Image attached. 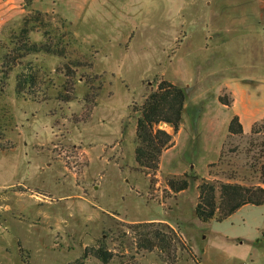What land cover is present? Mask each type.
Masks as SVG:
<instances>
[{
    "label": "rangeland",
    "instance_id": "rangeland-1",
    "mask_svg": "<svg viewBox=\"0 0 264 264\" xmlns=\"http://www.w3.org/2000/svg\"><path fill=\"white\" fill-rule=\"evenodd\" d=\"M43 1L0 23V264H264V204L222 221L194 214L201 178L264 175V116L228 132L230 83L264 76V0ZM24 18L27 39L16 37ZM17 41L61 55L30 53L5 80L1 57L14 60ZM17 73L35 75L37 99L16 94ZM161 80L185 103L177 131L158 125L173 143L148 171L134 159L136 109ZM182 177L188 187L171 190ZM145 227L169 249L140 247ZM101 245L107 262L92 255Z\"/></svg>",
    "mask_w": 264,
    "mask_h": 264
},
{
    "label": "trees",
    "instance_id": "trees-1",
    "mask_svg": "<svg viewBox=\"0 0 264 264\" xmlns=\"http://www.w3.org/2000/svg\"><path fill=\"white\" fill-rule=\"evenodd\" d=\"M24 8H29L33 0H23ZM36 16H40L41 12L35 10ZM32 26L29 25L28 18H24L23 26L20 28V33L16 37H26L27 32L31 31ZM20 41V40H19ZM17 41V47L14 46L12 51H15V58L10 59L4 53L1 57L2 60H7V71H4L3 78L6 80L8 74L12 68L18 63L17 59H22L30 53H36L44 51L52 54H60L56 49L54 50L49 42L26 44L23 42V46H20ZM9 61V63H8ZM74 65L79 66L82 64ZM19 65V64H18ZM69 67V65H66ZM38 81L33 73L24 75L23 73L16 74L15 92L17 95L23 97H36L35 85ZM185 103V92L182 87L171 83L166 80H161L157 83L156 88L152 89L146 95L144 101L136 109V126H135V147H134V159L139 168L154 171L158 167V159L162 151L172 145V134L165 129L159 128L161 122L167 123L172 127L173 131H177L182 120L183 109ZM221 103L229 105L228 101L222 100ZM255 125L253 124L251 131H255ZM228 132L241 134L244 133L242 123L237 115H233L228 124ZM3 137V132L0 131V137ZM167 184L171 190L178 192L188 187V180L185 177L175 179L170 178L167 180ZM263 205L264 204V175L258 181L252 184H244L238 182L220 181L218 184L201 178L198 184V196L194 206L195 216L202 221H209L215 219L216 221H222L232 213L237 211L244 205ZM150 226L151 222H145L143 224L137 223L135 226ZM140 247L146 249H153V247H159L166 250L171 246L170 240L159 229H138ZM85 255V252L82 256ZM92 255L107 262L111 253L105 249V245H101L92 248ZM76 264H82L79 260H75ZM132 264V263H125Z\"/></svg>",
    "mask_w": 264,
    "mask_h": 264
},
{
    "label": "crops",
    "instance_id": "crops-1",
    "mask_svg": "<svg viewBox=\"0 0 264 264\" xmlns=\"http://www.w3.org/2000/svg\"><path fill=\"white\" fill-rule=\"evenodd\" d=\"M41 0H34L33 7L41 9L38 2ZM55 0H44V6L51 7ZM68 0L69 5L74 9L75 7H85L89 0ZM107 1L108 0H101ZM74 4V5H73ZM101 4V3H100ZM24 7L23 0H0V23L5 24L9 21V17L17 15L18 12L22 13ZM83 9V8H82ZM261 22L260 20L257 23ZM262 37V36H261ZM264 41L263 37L259 39ZM256 48L258 49V39L256 40ZM264 48V42L261 43ZM253 53V51L251 52ZM244 81L235 79L236 82L230 83L231 93L233 95V108L234 113L238 115L240 121H246L249 131L255 121L264 114V76H247L240 78ZM245 85H240L242 83ZM238 103V104H237ZM262 111V112H261ZM243 123V122H241ZM244 131L245 126L242 124ZM248 131V132H249ZM244 133H247L244 131ZM252 260V264H262L261 261Z\"/></svg>",
    "mask_w": 264,
    "mask_h": 264
},
{
    "label": "built area",
    "instance_id": "built-area-1",
    "mask_svg": "<svg viewBox=\"0 0 264 264\" xmlns=\"http://www.w3.org/2000/svg\"><path fill=\"white\" fill-rule=\"evenodd\" d=\"M237 264H251V263H248V262H239Z\"/></svg>",
    "mask_w": 264,
    "mask_h": 264
},
{
    "label": "water",
    "instance_id": "water-1",
    "mask_svg": "<svg viewBox=\"0 0 264 264\" xmlns=\"http://www.w3.org/2000/svg\"><path fill=\"white\" fill-rule=\"evenodd\" d=\"M163 122H161V124H162ZM167 124V123H166ZM168 125V124H167Z\"/></svg>",
    "mask_w": 264,
    "mask_h": 264
}]
</instances>
